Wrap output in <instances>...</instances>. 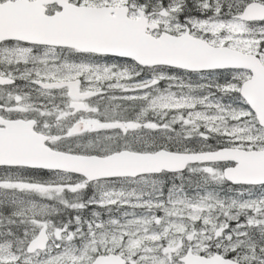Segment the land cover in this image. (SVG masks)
I'll list each match as a JSON object with an SVG mask.
<instances>
[{
	"label": "snow or ice",
	"instance_id": "6c2138e0",
	"mask_svg": "<svg viewBox=\"0 0 264 264\" xmlns=\"http://www.w3.org/2000/svg\"><path fill=\"white\" fill-rule=\"evenodd\" d=\"M0 264H264V0H0Z\"/></svg>",
	"mask_w": 264,
	"mask_h": 264
}]
</instances>
